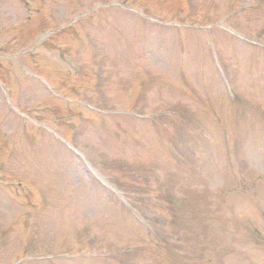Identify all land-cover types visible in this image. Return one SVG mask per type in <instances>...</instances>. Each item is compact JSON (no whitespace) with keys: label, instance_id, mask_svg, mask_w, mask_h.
<instances>
[{"label":"rangeland","instance_id":"1","mask_svg":"<svg viewBox=\"0 0 264 264\" xmlns=\"http://www.w3.org/2000/svg\"><path fill=\"white\" fill-rule=\"evenodd\" d=\"M0 264H264V0H0Z\"/></svg>","mask_w":264,"mask_h":264}]
</instances>
